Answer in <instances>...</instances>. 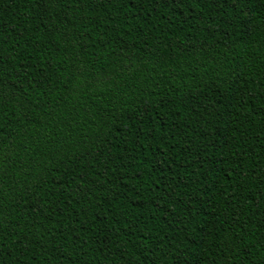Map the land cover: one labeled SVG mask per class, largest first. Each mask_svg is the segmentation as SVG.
<instances>
[{
	"label": "trees",
	"instance_id": "trees-1",
	"mask_svg": "<svg viewBox=\"0 0 264 264\" xmlns=\"http://www.w3.org/2000/svg\"><path fill=\"white\" fill-rule=\"evenodd\" d=\"M0 264H264V0H0Z\"/></svg>",
	"mask_w": 264,
	"mask_h": 264
}]
</instances>
